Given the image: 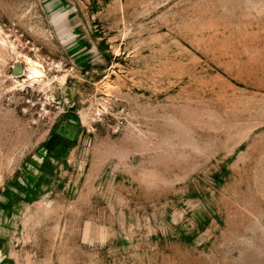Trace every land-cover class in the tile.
Instances as JSON below:
<instances>
[{
  "label": "rangeland",
  "instance_id": "374dc122",
  "mask_svg": "<svg viewBox=\"0 0 264 264\" xmlns=\"http://www.w3.org/2000/svg\"><path fill=\"white\" fill-rule=\"evenodd\" d=\"M0 264H264V0H0Z\"/></svg>",
  "mask_w": 264,
  "mask_h": 264
},
{
  "label": "bare ground",
  "instance_id": "6f19581e",
  "mask_svg": "<svg viewBox=\"0 0 264 264\" xmlns=\"http://www.w3.org/2000/svg\"><path fill=\"white\" fill-rule=\"evenodd\" d=\"M26 62L28 64V78L29 79H36L38 80L39 78L43 77L44 74H43V71L41 70L42 68V65L37 63L36 61L30 59V58H26ZM26 72V70H25ZM24 72V73H25Z\"/></svg>",
  "mask_w": 264,
  "mask_h": 264
}]
</instances>
